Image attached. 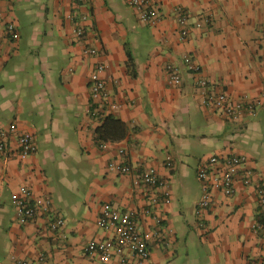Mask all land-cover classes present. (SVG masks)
<instances>
[{"label": "crops", "instance_id": "obj_1", "mask_svg": "<svg viewBox=\"0 0 264 264\" xmlns=\"http://www.w3.org/2000/svg\"><path fill=\"white\" fill-rule=\"evenodd\" d=\"M151 1L161 13L155 26L143 24L128 0H88L79 7L73 0L0 3V123L16 124L38 144L37 154L26 161L0 158V264H94L84 250L108 236L97 226L105 204L133 213L150 236L146 264L264 260V236L254 231L262 221L256 185L264 177V106L237 122L207 109L184 64L185 57L193 58L202 76L231 99L260 98L264 0ZM178 6L190 14L186 41L179 36ZM72 14L89 16L87 45L99 56L83 57ZM10 22L17 25V41L7 34ZM99 62L107 65L110 94L126 102L109 115L126 131L115 143L97 140L106 116L91 115L89 81ZM170 65L180 71L177 86L169 84ZM9 141L16 151L17 140ZM120 150L126 151L123 162L157 170L165 186L136 190L133 176L112 172L109 165L121 159ZM215 155L246 157L254 184L244 187L239 180L232 197L216 192L200 220L197 170ZM25 186L52 198L53 212L66 222L61 233L51 231L47 219L19 223L12 196ZM156 194L158 205L150 201ZM109 264L122 263L114 257ZM127 264L136 261L129 258Z\"/></svg>", "mask_w": 264, "mask_h": 264}, {"label": "built area", "instance_id": "obj_2", "mask_svg": "<svg viewBox=\"0 0 264 264\" xmlns=\"http://www.w3.org/2000/svg\"><path fill=\"white\" fill-rule=\"evenodd\" d=\"M4 0H0V3ZM76 7L85 6L88 0H73ZM129 6L134 8L143 24L155 26L161 20V13L158 6L151 0H128ZM176 21L179 25V36L182 41H186L191 33L189 26L190 14L181 6L174 9ZM74 24V35L78 44L84 45L83 57L95 58L99 56V51L88 46V34L86 22L88 15L72 14L70 16ZM205 22H209L205 20ZM198 28L201 25H196ZM7 34L13 41L19 39V32L15 22H10L7 27ZM184 64L191 75L195 77L196 86L201 92L204 106L215 112H221L227 119L233 122L244 119L248 115H255L259 105L264 106V92L255 101L234 100L224 91L218 90L215 85L202 76L201 67L187 56ZM107 65L103 62L95 64L90 75V93L93 101L92 117L102 118L117 113L122 110L126 102L122 99H115L110 94L104 74ZM169 84L177 86L181 83L180 71L175 66L167 67ZM17 140L18 149L15 151L9 138ZM38 152V144L34 135L27 132H19L16 124L8 126L0 123V158L8 161L17 158L26 161ZM120 160L111 162L109 169L119 175H131L133 187L136 190L149 189L157 190L165 186L160 179L158 171L155 169H135L123 162L126 155L125 150H120ZM248 160L244 156H211L202 161L197 170L198 179L202 185V197L197 205V216L203 220L207 212L211 209L216 192H221L226 197H232L236 192V184L240 180L244 187H251L254 184L253 172L247 170ZM168 167L172 163L167 164ZM257 196L261 208L262 221L255 225L254 231L264 236V177H259L257 181ZM165 201H170L169 193L162 195ZM161 200L160 195H154L151 202L158 205ZM12 204L18 215L21 225L33 223L41 219H47L50 229L53 232H62L66 222L63 218L53 212V201L50 196H36L33 190L27 186L22 187L20 192L12 196ZM161 223V220H157ZM97 226L107 233V238L99 242L89 243L84 253L94 260V264H109L114 257H119L122 264H127L129 258H133L136 264H146L150 259L149 241L150 236L144 234L135 217L128 211L105 204L102 209ZM65 239V238H63ZM43 256L41 257V259ZM17 264H29L25 261H18ZM253 264H264V260H259Z\"/></svg>", "mask_w": 264, "mask_h": 264}, {"label": "trees", "instance_id": "obj_3", "mask_svg": "<svg viewBox=\"0 0 264 264\" xmlns=\"http://www.w3.org/2000/svg\"><path fill=\"white\" fill-rule=\"evenodd\" d=\"M97 140L101 143H115L126 137V131L121 121L107 116L102 125L96 130Z\"/></svg>", "mask_w": 264, "mask_h": 264}]
</instances>
